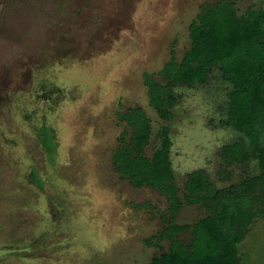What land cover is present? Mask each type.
Segmentation results:
<instances>
[{
	"label": "rangeland",
	"instance_id": "rangeland-1",
	"mask_svg": "<svg viewBox=\"0 0 264 264\" xmlns=\"http://www.w3.org/2000/svg\"><path fill=\"white\" fill-rule=\"evenodd\" d=\"M220 1L247 16L260 0H0V264H152L170 250L165 228L211 213L187 201L193 173L216 190L259 178L257 159L223 155L243 135L225 123L232 85L219 65L205 83L171 87L166 114L144 82L165 98L161 71L183 62L191 26ZM138 108L151 126L146 159L171 140L174 215L117 164L134 133L121 116ZM177 239L189 246L191 230ZM239 252L241 264H264V219Z\"/></svg>",
	"mask_w": 264,
	"mask_h": 264
},
{
	"label": "trees",
	"instance_id": "trees-1",
	"mask_svg": "<svg viewBox=\"0 0 264 264\" xmlns=\"http://www.w3.org/2000/svg\"><path fill=\"white\" fill-rule=\"evenodd\" d=\"M247 12L240 16L230 2L220 1L200 15L190 28L192 50L181 64L172 60L160 73L168 81L164 99L162 86L144 75L152 104L166 114L165 107L176 102L171 87L205 83L211 68L219 65L232 85L225 123L243 135L240 142L226 146L223 155L227 161L255 158L262 170L255 181L222 190H216L203 172L193 173L186 185L187 201L203 203L211 213L193 226L165 228L160 237L171 241L170 250L152 264H241L239 245L256 220L264 219V0ZM121 118L134 133L130 143L118 150L117 164L133 186H151L164 194L174 215L181 210L182 200L170 163V138L165 137L162 150L150 161L144 156L151 134L144 110L135 109ZM188 229L192 242L186 246L177 236Z\"/></svg>",
	"mask_w": 264,
	"mask_h": 264
}]
</instances>
